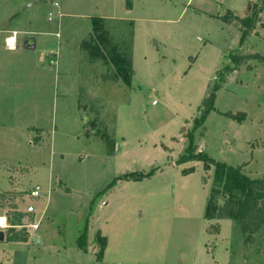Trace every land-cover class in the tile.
Wrapping results in <instances>:
<instances>
[{"label":"rangeland","instance_id":"rangeland-1","mask_svg":"<svg viewBox=\"0 0 264 264\" xmlns=\"http://www.w3.org/2000/svg\"><path fill=\"white\" fill-rule=\"evenodd\" d=\"M56 1L0 0V28L37 38L35 50L11 51L0 34V217L5 225V215L31 205L46 228L40 237L29 228L23 242L0 241V264H264V224L245 242L224 216L222 195L219 217L206 219L214 167L176 163L192 134L196 153L244 164L250 178L264 175V60L244 57H264V0H131V8L126 0ZM225 7L232 9L223 13L227 25L217 17ZM254 13L240 43L239 19ZM95 17L110 18L102 20L110 41L130 55V85L114 64L83 48ZM57 30L60 57L51 64ZM65 77L74 80V97L61 93ZM213 84L216 110L245 112L244 120L211 110L194 127ZM150 170L141 179L123 177ZM35 184L40 194L32 198ZM88 216L92 244L78 251ZM98 229L108 243L102 260ZM62 238L68 251L47 254Z\"/></svg>","mask_w":264,"mask_h":264},{"label":"trees","instance_id":"trees-1","mask_svg":"<svg viewBox=\"0 0 264 264\" xmlns=\"http://www.w3.org/2000/svg\"><path fill=\"white\" fill-rule=\"evenodd\" d=\"M127 8H131V0H126ZM230 11V10H229ZM258 12V11H257ZM256 13L251 16H246L240 18L241 24L244 26L240 34V43L245 40V38L251 33ZM237 19V16H234ZM104 18L95 17L92 20L93 35L90 39L83 42V48L87 50L88 55L91 59L100 57L105 62H109L115 65L116 73L119 79L126 85L131 84V77L133 74L132 63L130 55L123 54L120 52V48L110 41L109 31L103 27L102 20ZM220 19L228 23L230 18L227 15H223ZM128 26H131L130 36H133V24L132 21L129 22ZM130 36L125 40L126 47L125 51L131 48L132 39ZM121 47V46H119ZM122 49V47H121ZM245 58H259L264 60L263 56L258 54H250L244 56ZM243 56H239L236 64H241ZM227 71H230L227 69ZM220 81H224V74L220 77ZM218 85L213 84L209 89L208 95L202 100V109L200 110V115L195 118V126L202 125L207 114L211 110H216L214 106L216 90ZM219 112V111H218ZM231 119L238 122L244 120L245 112L232 113L230 111L219 112ZM188 137V145L185 148V152L181 154L176 161L177 164L184 163L186 161H202V167L205 171L211 169L213 166V176L212 185L210 188L209 195L207 197L206 209L204 217L206 219H214L219 217L218 213L220 211L217 205L216 196L222 195L225 200L222 210L224 211V216L233 219L238 225L243 234H245L244 241L247 243L252 242L253 235L257 232L261 226L264 224V175L261 177L250 178L243 172L244 164L240 165H228L225 162L215 160L209 157L205 152H195V144L193 143V135L190 134ZM112 153L109 152V154ZM194 167H189L188 169H183V172L193 171ZM153 173V170L148 171L146 174H125L123 177H132L134 179H141L143 177L149 176ZM24 214L21 211L15 210L10 215H5V220L7 223L5 241H25L26 230L24 228H17L21 225V221ZM101 238V247L99 251V256L102 254V249L105 245L106 238L104 236L97 235V238ZM85 230L81 233L78 240L79 247L85 246Z\"/></svg>","mask_w":264,"mask_h":264},{"label":"crops","instance_id":"crops-1","mask_svg":"<svg viewBox=\"0 0 264 264\" xmlns=\"http://www.w3.org/2000/svg\"><path fill=\"white\" fill-rule=\"evenodd\" d=\"M53 1H55V2H57L58 3V1H56V0H52V2ZM190 0H188V2H189ZM220 1V0H219ZM52 2H51V4H52ZM221 3H223V2H221ZM220 3V4H221ZM53 5V4H52ZM232 10L231 8H226L225 7V9H219L218 11H217V17L218 18H220L222 15H223V13H224V11H226V10ZM221 10H223L222 11V13H220V11ZM59 12H61V11H59ZM62 13V12H61ZM13 16H15V13L14 14H12ZM6 18H8V17H6ZM105 18V17H104ZM105 19H110V18H105ZM130 21H132V23H134L133 22V20L132 19H130ZM223 22V21H222ZM224 23V25H227V23H225V22H223ZM34 33V32H33ZM0 34L2 35V34H4V38H3V43H4V45L5 46H7L8 47V45H7V42H8V39L11 37V38H13L14 39V46L12 47H8V49L9 50H11V51H15V50H18L19 48H20V46H21V48L22 49H26V48H24L23 46H22V40H23V38L24 37H26V36H32V31H29V30H26V29H15V28H9V27H6V26H2L1 28H0ZM34 37V36H33ZM61 34H60V36L59 37H57L58 38V40H57V42L59 41V43L57 44L58 46H56V49H57V51H58V59H59V57H60V53H59V51L60 50H58L61 46H60V43L62 42L61 41ZM35 38V46H34V48H32V49H26L27 51H31V50H35V48H36V45H37V38L36 37H34ZM60 39V40H59ZM9 43V42H8ZM0 49H1V42H0ZM49 50H54L53 48H49ZM58 59H57V61H58ZM50 63V62H49ZM47 66H49L48 64H46V63H40L39 64V66L38 67H41L40 69L41 70H43V69H45V67H47ZM60 74V73H59ZM58 74V75H59ZM58 75H55L57 78H58ZM70 81H74V80H69V79H67L66 77L64 78V80L62 81V86H63V88H61V93H62V95L63 96H67V97H70L71 95L68 93V92H71L73 95H72V97H74L75 96V94H76V88H75V86H74V88H72L71 89V83H70ZM73 91H75V92H73ZM79 107H77V110H79L78 109ZM85 125L84 126H86V124H87V118H85ZM3 176V175H2ZM39 212L40 211H36V218H38L39 217ZM43 217V216H42ZM3 218V217H2ZM90 217L88 216L87 217V220H86V226L85 227H83V231L85 230V235H86V239H85V246L84 247H82V249H81V247H79V245H78V240H79V236L81 235V233L83 232H81L78 236H77V239H76V249L78 250V251H87L88 249H89V247L91 246V242L89 241V239H88V236H87V234H88V231H87V229H88V225H92V223H91V221H90V219H89ZM41 221H42V219H41ZM40 221V222H41ZM4 222H5V224H7L6 223V220H5V218H4ZM41 224H42V222L39 224V228L36 230V233L35 234H37V233H39V237L40 236H44L45 235V231H46V228H42L41 227ZM3 225H4V223H3ZM99 231H100V229H98V231H97V235H100V233H99ZM59 232V231H58ZM5 236V235H4ZM101 237H102V235H100ZM105 237V236H104ZM106 238V237H105ZM3 241H5V239L3 240ZM5 242H23V241H5ZM57 243L56 244H59V245H55V244H53V243H51V245H49L50 247V250H48V252H47V254H50V255H53V254H56V255H60V254H62V255H64L65 254V252H67L68 251V245H67V242L62 238V239H60V240H58V241H56ZM107 239H106V242H105V245H104V247H103V251H102V254H101V256H97V251L95 252V254H96V260H102V258H103V255H104V253H105V250H106V247H107ZM78 245V246H77ZM74 246V245H73ZM94 246H95V244H94ZM94 246H93V249H94ZM69 249H71V246H69ZM56 264H61V263H59V262H56ZM62 264H66V263H62ZM167 264H170V263H167Z\"/></svg>","mask_w":264,"mask_h":264},{"label":"built area","instance_id":"built-area-1","mask_svg":"<svg viewBox=\"0 0 264 264\" xmlns=\"http://www.w3.org/2000/svg\"><path fill=\"white\" fill-rule=\"evenodd\" d=\"M52 4L54 6H57L58 3L53 1ZM62 16V13L58 11L57 13V19H59ZM49 20H52V12L49 13L48 16ZM56 37L60 36V32L59 30H57L56 32L53 33ZM8 47H11V45L7 42ZM48 56H49V62L51 64H55L57 63V57H58V51L57 50H48ZM40 194V186L39 184H35L29 191L28 195L32 198H36L38 197ZM32 214H36L35 209L33 208V206L28 205L26 207V209L24 210V216L22 218L21 221V225H18L17 228H24L26 230V232L28 231V229L30 228L31 230H37L39 228V224L40 221L42 219V215H39L38 219L35 216V219L32 221L30 220V215ZM7 224L4 225V227H6Z\"/></svg>","mask_w":264,"mask_h":264},{"label":"water","instance_id":"water-1","mask_svg":"<svg viewBox=\"0 0 264 264\" xmlns=\"http://www.w3.org/2000/svg\"><path fill=\"white\" fill-rule=\"evenodd\" d=\"M22 46L26 49H32L35 46V38L33 36H26L22 40ZM5 239L4 230L0 229V241Z\"/></svg>","mask_w":264,"mask_h":264},{"label":"bare ground","instance_id":"bare-ground-1","mask_svg":"<svg viewBox=\"0 0 264 264\" xmlns=\"http://www.w3.org/2000/svg\"><path fill=\"white\" fill-rule=\"evenodd\" d=\"M8 42H9V44L13 47L14 46V39L13 38H9L8 39ZM0 226H3V218L2 217H0Z\"/></svg>","mask_w":264,"mask_h":264}]
</instances>
